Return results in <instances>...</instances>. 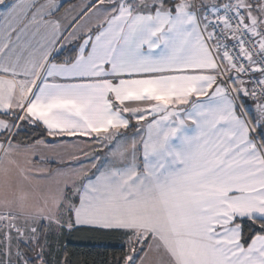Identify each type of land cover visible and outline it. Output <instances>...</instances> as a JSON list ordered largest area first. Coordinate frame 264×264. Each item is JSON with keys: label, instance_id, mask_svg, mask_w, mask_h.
<instances>
[{"label": "snow or ice", "instance_id": "6c2138e0", "mask_svg": "<svg viewBox=\"0 0 264 264\" xmlns=\"http://www.w3.org/2000/svg\"><path fill=\"white\" fill-rule=\"evenodd\" d=\"M80 230L264 264V0H0V264H74Z\"/></svg>", "mask_w": 264, "mask_h": 264}, {"label": "trees", "instance_id": "16d2710c", "mask_svg": "<svg viewBox=\"0 0 264 264\" xmlns=\"http://www.w3.org/2000/svg\"><path fill=\"white\" fill-rule=\"evenodd\" d=\"M42 137L31 126L23 127L18 139L31 144ZM67 242L74 264H115V260L124 254L123 238L116 234L80 230L65 235L59 241L62 247Z\"/></svg>", "mask_w": 264, "mask_h": 264}, {"label": "crops", "instance_id": "0c3cea01", "mask_svg": "<svg viewBox=\"0 0 264 264\" xmlns=\"http://www.w3.org/2000/svg\"><path fill=\"white\" fill-rule=\"evenodd\" d=\"M62 2L64 3L65 9H71V8L79 6L81 4V0H62ZM129 135H134V133L130 132ZM47 140L51 141V138H48ZM63 147L64 146L61 145V148H63ZM87 147H91V145H81V148H87ZM79 150L80 149L68 146V151H79ZM41 151H44L47 156L52 158L54 156L55 152H60V148H57L53 151V150H48V149H44L43 147H41ZM61 154H64V153H61ZM82 159H83V157H82ZM48 167L52 168V169L57 167V164H56L54 159L52 160L51 163L48 164Z\"/></svg>", "mask_w": 264, "mask_h": 264}, {"label": "rangeland", "instance_id": "374dc122", "mask_svg": "<svg viewBox=\"0 0 264 264\" xmlns=\"http://www.w3.org/2000/svg\"><path fill=\"white\" fill-rule=\"evenodd\" d=\"M248 103H249V104H251V102H250V101H249Z\"/></svg>", "mask_w": 264, "mask_h": 264}]
</instances>
